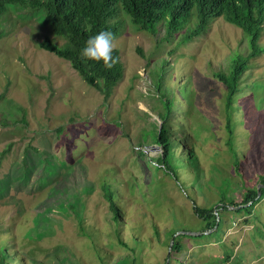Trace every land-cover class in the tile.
<instances>
[{"label":"rangeland","instance_id":"obj_1","mask_svg":"<svg viewBox=\"0 0 264 264\" xmlns=\"http://www.w3.org/2000/svg\"><path fill=\"white\" fill-rule=\"evenodd\" d=\"M120 17L114 47L124 75L105 97L69 60L39 45L47 36L64 41L39 14L16 6L0 15V156L11 143L0 166V237L12 259L10 249L17 251L9 263L58 264L56 257L65 255L67 264L125 257L132 264L134 256L136 264H230L221 260L230 251L239 264H264V197L253 207L221 209L212 232L202 230L193 208L238 203L247 188L264 186V52L251 58L250 87H243L232 112L237 166L227 143L224 86L213 72L236 50L248 53L242 28L219 16L182 42V30L166 38L163 24L153 34L127 14ZM172 95L173 153L185 158L187 146L196 155L188 169L179 166L177 177L156 166L165 147L151 136L162 125L163 98ZM40 155L52 160L38 161ZM106 175L120 185L123 243L108 218ZM76 210L94 243L80 233ZM175 239L179 252L170 250Z\"/></svg>","mask_w":264,"mask_h":264},{"label":"trees","instance_id":"obj_2","mask_svg":"<svg viewBox=\"0 0 264 264\" xmlns=\"http://www.w3.org/2000/svg\"><path fill=\"white\" fill-rule=\"evenodd\" d=\"M16 6L30 9L37 15L39 14L40 21L43 24L49 25L56 36L64 39L63 43L60 44L52 37L47 36L39 42V45L69 60L73 68L80 73L83 79L89 85L99 89L105 97L111 95L114 86L124 75V66L120 59V49L117 47L113 48L112 55L115 62L111 68L106 67L102 60L94 61L83 58L80 55V50L90 36L100 31L108 30L113 33V36L118 35L121 31V23L123 22V19L120 17L121 14H127L138 28L147 30L153 34H156L159 25L163 24L166 30V38L173 37L179 30H182V42L200 35L207 29L210 21L219 16H223L228 22L241 27L248 39V53L244 54L236 50L229 56L226 67L219 68L213 72L214 77L224 86V92H220V94H222L226 112L225 127L228 133L227 143L229 144V149L233 152L236 165L239 166L237 147L234 146L235 120L233 119L232 112L236 107L235 102H238L240 97L238 95L243 87H250V83L245 82V77L247 76V70L251 66V58L264 52V45L260 43V37L264 30V0H0V15ZM192 19L193 24L186 27V24ZM2 36L3 31H0V38ZM160 65L164 68V72L161 73L162 78V75L165 73V65L161 62L159 63ZM151 76L153 77L152 80L159 76L157 68L151 70ZM153 82L155 83L154 80ZM163 86H167V83L165 85L162 84ZM215 88V84L210 86L211 90H215ZM166 96L167 90L164 97L166 98ZM174 108L175 97L173 95L167 100L163 98V110L160 113L163 119L162 125L159 129L151 131V136L155 142L165 147V153H160L156 157V166L164 168L172 176L177 177L179 176L177 173L179 166H184L188 169L191 164H195L196 155L187 146H184L182 149L185 158L176 156L173 153V145L176 143V140L172 139L173 129L170 118H172V110ZM153 124L159 125L157 121H153ZM10 148L11 143L2 150L0 166L1 158L9 152ZM38 158V161L41 162L52 160L51 155H40ZM34 163L36 162H32V164ZM25 165L28 168L29 164L27 162H25ZM261 178H264V175H261ZM260 182L264 183V180L261 179ZM103 184L106 197L111 202L110 209L113 214L108 218L117 225L113 230V235L123 243L121 234L123 220L116 203L118 199L120 200L116 189L120 185L117 183L116 185L118 186L115 187L114 181L109 175L105 176ZM260 191L261 194L258 196L257 188H247L242 201L238 203L230 200V203H220L209 207L195 204L193 207L194 211L199 218L204 220L202 230L211 231L213 229L212 231H214L220 227L222 221L220 216L221 209H228L232 205L243 207L250 204L249 206H255L264 197V186L260 187ZM72 207L75 209L76 205H72ZM75 213L76 217H78L80 233L89 237L91 242L94 243L93 233L85 229L79 211L76 210ZM40 214V211H38L36 218ZM36 218L34 219L36 220ZM203 234L205 233H201L199 236ZM2 241L0 237V264H10L9 260L16 259L17 251L10 249L12 252H15L12 259L8 251L10 246ZM93 249L98 258L102 259L103 255H98L94 247ZM181 249V242L175 239L171 249L172 252H179ZM169 254L171 255V252ZM56 259L58 264H67L65 262V255L58 256ZM128 260L125 257L117 260L114 264H127ZM221 260L230 264L241 263L234 252L230 251H225L224 259L221 258ZM132 264H136V256L133 257Z\"/></svg>","mask_w":264,"mask_h":264},{"label":"clouds","instance_id":"obj_3","mask_svg":"<svg viewBox=\"0 0 264 264\" xmlns=\"http://www.w3.org/2000/svg\"><path fill=\"white\" fill-rule=\"evenodd\" d=\"M114 36L111 31L103 30L90 36L82 49L80 55L88 60L103 61L108 68L113 66Z\"/></svg>","mask_w":264,"mask_h":264},{"label":"water","instance_id":"obj_4","mask_svg":"<svg viewBox=\"0 0 264 264\" xmlns=\"http://www.w3.org/2000/svg\"><path fill=\"white\" fill-rule=\"evenodd\" d=\"M261 194V191H260V186L258 187V196H260ZM187 234H191V235H200L199 232H190V233H187ZM174 243V240L172 241V244L170 245V250L172 249V245ZM170 253V252H169Z\"/></svg>","mask_w":264,"mask_h":264}]
</instances>
